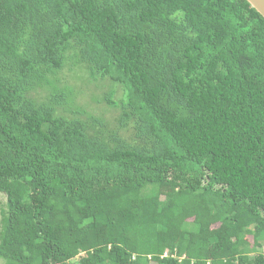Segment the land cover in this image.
Here are the masks:
<instances>
[{
    "label": "trees",
    "instance_id": "obj_1",
    "mask_svg": "<svg viewBox=\"0 0 264 264\" xmlns=\"http://www.w3.org/2000/svg\"><path fill=\"white\" fill-rule=\"evenodd\" d=\"M0 193V264H264V16L0 0Z\"/></svg>",
    "mask_w": 264,
    "mask_h": 264
},
{
    "label": "rangeland",
    "instance_id": "obj_2",
    "mask_svg": "<svg viewBox=\"0 0 264 264\" xmlns=\"http://www.w3.org/2000/svg\"><path fill=\"white\" fill-rule=\"evenodd\" d=\"M74 83H77L78 85L83 84L84 88H86L88 86L89 88H87V89H90V90H94L95 89V85L94 84H87V85H85L78 78L71 79V84H74ZM79 97H78L79 98V101H81V100H83L85 98V94L79 95ZM6 204H7V198H6V196L4 194L0 193V227H1L2 211H4L6 209ZM1 262H2V260L0 259V263Z\"/></svg>",
    "mask_w": 264,
    "mask_h": 264
},
{
    "label": "water",
    "instance_id": "obj_3",
    "mask_svg": "<svg viewBox=\"0 0 264 264\" xmlns=\"http://www.w3.org/2000/svg\"><path fill=\"white\" fill-rule=\"evenodd\" d=\"M264 16V0H248Z\"/></svg>",
    "mask_w": 264,
    "mask_h": 264
}]
</instances>
